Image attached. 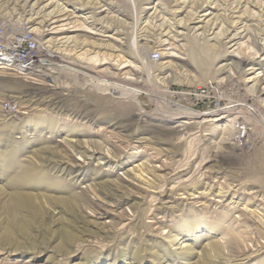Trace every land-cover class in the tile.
<instances>
[{
	"label": "rangeland",
	"instance_id": "rangeland-1",
	"mask_svg": "<svg viewBox=\"0 0 264 264\" xmlns=\"http://www.w3.org/2000/svg\"><path fill=\"white\" fill-rule=\"evenodd\" d=\"M262 39L264 0H0V264H264Z\"/></svg>",
	"mask_w": 264,
	"mask_h": 264
},
{
	"label": "bare ground",
	"instance_id": "bare-ground-1",
	"mask_svg": "<svg viewBox=\"0 0 264 264\" xmlns=\"http://www.w3.org/2000/svg\"><path fill=\"white\" fill-rule=\"evenodd\" d=\"M15 4V3H14ZM31 13V12H30ZM38 13V12H37ZM35 12V15L37 14ZM56 13V12H55ZM21 14V13H20ZM54 14V13H53ZM39 15V14H37ZM55 15V14H54ZM54 15L52 16V18H54ZM57 16V15H56ZM51 17V16H50ZM159 17V16H158ZM51 18V19H52ZM50 21V20H49ZM48 22V20H47ZM58 20L55 21L54 19V22L53 23H57ZM52 23V22H51ZM156 26V25H155ZM179 26V25H177ZM176 26V27H177ZM157 28V27H156ZM178 28H184V26L182 27H178ZM152 29V28H151ZM177 35L180 33H176ZM33 40V39H32ZM141 42L143 43H146V41L144 39H140ZM262 41H264V39H262ZM12 46H6V48H8L9 50L11 49H16V50H19V48L22 47V45L20 44V42H15V43H11ZM39 45V43H37ZM40 46V45H39ZM143 48V47H142ZM32 51L29 50V55H28V58L27 60L24 62L23 60H20L18 57H16L15 54H12L11 52H0V69L1 70H10V68L12 67H16L19 71H22V73L20 74H24L26 73L27 71H31L33 70L34 66L32 65L31 66V63H26L28 61H31V58H30V53ZM46 55H47V51H46ZM41 55H38L37 57L39 58ZM56 58V57H55ZM54 59V58H53ZM50 60L48 62V67L49 66H58V62L57 61H54V60ZM52 61V62H51ZM70 64V63H67V65ZM66 66L65 65H62V67ZM36 67V66H35ZM41 66H38V68H40ZM60 67V66H59ZM65 68V67H64ZM69 68V67H68ZM95 78V77H94ZM93 80V79H92ZM106 80V79H105ZM113 81V80H112ZM93 83V82H92ZM98 86H103V87H106V89L109 91V95L110 97L112 98H115L117 96H132L134 93H136L132 88H129L126 87V85H123L121 83H118V82H107V81H100L98 80V82L96 83ZM161 93V92H160ZM53 101V100H52ZM161 101V100H160ZM168 101V100H167ZM54 102V101H53ZM169 104V105H168ZM168 104L167 106L169 108H172V107H176V105H172L174 103L171 102V100L168 101ZM231 104V105H230ZM229 105H224V106H219L217 107L216 109H211V110H208L207 112H202V113H197L193 116H190V117H187L189 120H193L194 121V124L196 125V135L199 133V127L201 125H204V126H209L213 123H217V122H220L222 121L224 118L226 120V122L230 125L232 124H236L240 121V117H238V115L236 116V109L239 105H234L232 103H230ZM247 109V108H246ZM238 110V109H237ZM185 113V112H184ZM242 120V119H241ZM248 125V124H247ZM250 126V125H249ZM252 128V127H251ZM188 129L190 128H185V127H181L179 128L178 131H176L175 133V136L177 137V140L178 138L180 139V141H184L185 139H187L188 137H192L194 136L193 133L189 134L188 132ZM247 130V129H246ZM252 130V129H251ZM248 131L250 132V129H248ZM248 132V133H249ZM195 135V136H196ZM251 135V134H250ZM241 137V136H240ZM243 138V137H241ZM230 141H235L236 140V137L233 139H229ZM179 141V142H180ZM234 143V142H233ZM242 143V142H241ZM248 141L245 140L244 142V145H247ZM235 146V144H232ZM243 145V146H244ZM193 158H194V155H193ZM209 162V159L207 160H200L194 167L193 169V174L195 175H198V176H195V177H198V178H201L202 177V170L204 168V166ZM250 170H249V174L253 176H258V175H262L264 176V155L263 154H260V153H256L254 152L252 154V157H251V160H250ZM181 168V167H180ZM179 168V169H180ZM186 168V167H185ZM183 169V168H182ZM187 169V168H186ZM33 170V169H32ZM179 171V170H177ZM180 172V171H179ZM192 178V176H189V180L190 181ZM197 178V179H198ZM176 179H173L170 183L171 186V189H174L175 186H178V182H175ZM169 185V186H170ZM262 186V185H261ZM163 190L164 188H161L159 189L158 193H163ZM21 197V196H20ZM19 199V198H18ZM78 206V205H77ZM76 207V206H75ZM80 219V218H79ZM79 224H83L84 221H82V219H80V221H78ZM124 227V225H122ZM121 226V228H122ZM84 227V226H82ZM80 227V228H82ZM85 230V229H84ZM87 232V230L85 231V233ZM82 234V232H81ZM90 234V232L88 231V234H84V236L86 235V237H88V235ZM92 234V233H91ZM79 249V246H75L74 249L68 253L67 255L73 253L74 251H80L78 250ZM29 250V249H28ZM210 251L213 253L214 256H218L219 255V252H220V248L218 245H211L210 246ZM208 259H210L209 257L206 258L205 261H203L202 263L203 264H208ZM60 263V262H59Z\"/></svg>",
	"mask_w": 264,
	"mask_h": 264
},
{
	"label": "built area",
	"instance_id": "built-area-1",
	"mask_svg": "<svg viewBox=\"0 0 264 264\" xmlns=\"http://www.w3.org/2000/svg\"><path fill=\"white\" fill-rule=\"evenodd\" d=\"M0 52H11L12 54H15L16 57L20 58V60H23L24 62L27 60L28 56L24 57V56H20L19 51L18 50H14L11 49L9 50L8 48L5 47V45L0 44ZM27 54L29 55V51L27 50ZM33 62V61H32Z\"/></svg>",
	"mask_w": 264,
	"mask_h": 264
}]
</instances>
